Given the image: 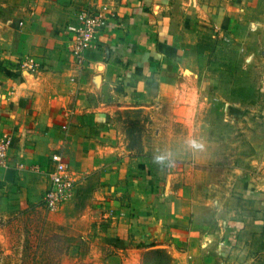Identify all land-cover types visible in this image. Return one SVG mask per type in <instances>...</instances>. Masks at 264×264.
Segmentation results:
<instances>
[{"label":"crops","instance_id":"1","mask_svg":"<svg viewBox=\"0 0 264 264\" xmlns=\"http://www.w3.org/2000/svg\"><path fill=\"white\" fill-rule=\"evenodd\" d=\"M101 5L111 22L78 65L66 26ZM250 5L0 0V133L15 138L0 195L36 200L59 153L74 181L99 172L117 210L118 264H264V102L254 103L264 89L247 82L257 76L241 61L242 48L260 46L257 22L243 20ZM26 57L34 70L21 67ZM181 86L194 98L174 110L171 97L162 100ZM163 112L173 113L168 147ZM192 137L203 147H190ZM171 157L173 169L160 165Z\"/></svg>","mask_w":264,"mask_h":264},{"label":"rangeland","instance_id":"2","mask_svg":"<svg viewBox=\"0 0 264 264\" xmlns=\"http://www.w3.org/2000/svg\"><path fill=\"white\" fill-rule=\"evenodd\" d=\"M252 2L253 5L250 6L254 10L251 14L243 16V20L246 23L257 22L258 27L252 25L251 28L259 30L257 41L260 46L256 49L242 48L241 61H252L253 71L250 78L257 76V79H249L247 82L250 81L252 88L258 87L259 94L264 89V79L261 78L264 71V0ZM255 13L257 15H254ZM253 19L254 21H251ZM212 57L211 54V61ZM227 84L231 85L232 81L227 80ZM247 93V97H242L244 106L251 99L250 92ZM165 97L167 100H162L164 103H169V97L173 99V95L168 92ZM263 99L264 96L259 95L256 101L254 99V103L262 104ZM246 114L242 112V119L246 123V126H243V137L245 130L249 129L247 119L244 118ZM172 115L170 112L162 113L165 134L162 141H166L163 146L167 147V140L171 137L173 139V129L170 127ZM211 115L213 119L220 117L218 113ZM129 131L133 136L130 135L128 139V147L137 151L140 149L136 136L138 129L130 126ZM242 147L245 148V145ZM229 162H232V159H229ZM160 165L173 169V158ZM100 181L99 172H93L77 181L71 179L72 189L69 196L52 210L42 204L44 191L34 201L24 200L17 195H9L7 198L0 195V264H118L116 255H119L118 251L122 245L112 224L117 210L108 205L107 198L110 194L102 189ZM147 261L152 262L150 257Z\"/></svg>","mask_w":264,"mask_h":264},{"label":"built area","instance_id":"3","mask_svg":"<svg viewBox=\"0 0 264 264\" xmlns=\"http://www.w3.org/2000/svg\"><path fill=\"white\" fill-rule=\"evenodd\" d=\"M94 9V10H91ZM106 5L86 7L79 11L75 21L66 26L69 35L70 49L78 65L83 63L84 55L95 43L100 30L107 27L112 14ZM21 67L28 71L34 70L36 62L26 57L20 62ZM15 146V138L10 133L0 134V167L9 164L10 151ZM50 161L53 168L49 173L50 184L46 189L42 204L47 209L57 208L68 196L72 189L69 164L59 153H52ZM38 170L37 167L34 168Z\"/></svg>","mask_w":264,"mask_h":264},{"label":"clouds","instance_id":"4","mask_svg":"<svg viewBox=\"0 0 264 264\" xmlns=\"http://www.w3.org/2000/svg\"><path fill=\"white\" fill-rule=\"evenodd\" d=\"M181 90H174V95H173V103L177 106L176 109L182 107L183 105L187 104L190 102V99L194 98L195 94V89H192L191 92L188 90L187 86H181ZM188 144L190 147L193 149H199L202 148L203 145L194 137L189 138Z\"/></svg>","mask_w":264,"mask_h":264}]
</instances>
